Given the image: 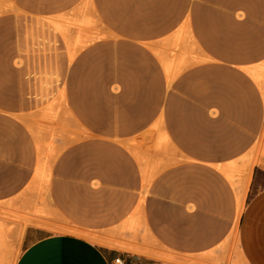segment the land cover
I'll list each match as a JSON object with an SVG mask.
<instances>
[{
    "label": "rangeland",
    "instance_id": "374dc122",
    "mask_svg": "<svg viewBox=\"0 0 264 264\" xmlns=\"http://www.w3.org/2000/svg\"><path fill=\"white\" fill-rule=\"evenodd\" d=\"M260 167L264 0H0V264L28 227L243 264Z\"/></svg>",
    "mask_w": 264,
    "mask_h": 264
},
{
    "label": "crops",
    "instance_id": "0c3cea01",
    "mask_svg": "<svg viewBox=\"0 0 264 264\" xmlns=\"http://www.w3.org/2000/svg\"><path fill=\"white\" fill-rule=\"evenodd\" d=\"M260 68L253 73L255 83L262 88ZM262 91V89H261ZM234 163L227 164L226 177L232 184ZM264 176V167L259 168ZM237 258L243 264H264V186L256 191L242 208L237 233ZM115 242H109L115 245ZM116 258L120 262H116ZM15 264H177L158 259H146L138 254L119 252L85 237L67 232H46L28 227L24 245Z\"/></svg>",
    "mask_w": 264,
    "mask_h": 264
},
{
    "label": "bare ground",
    "instance_id": "6f19581e",
    "mask_svg": "<svg viewBox=\"0 0 264 264\" xmlns=\"http://www.w3.org/2000/svg\"><path fill=\"white\" fill-rule=\"evenodd\" d=\"M243 207V206H242ZM241 211H242V208H241V206H240V208H239V213H241ZM239 217V216H238ZM160 257L161 258H166V259H169V260H172L173 259V257H171V256H169V255H160Z\"/></svg>",
    "mask_w": 264,
    "mask_h": 264
},
{
    "label": "built area",
    "instance_id": "2783aa9c",
    "mask_svg": "<svg viewBox=\"0 0 264 264\" xmlns=\"http://www.w3.org/2000/svg\"><path fill=\"white\" fill-rule=\"evenodd\" d=\"M116 262H120V259L119 258H116ZM229 264H232V263H229Z\"/></svg>",
    "mask_w": 264,
    "mask_h": 264
}]
</instances>
